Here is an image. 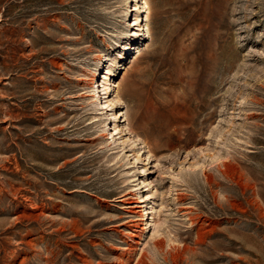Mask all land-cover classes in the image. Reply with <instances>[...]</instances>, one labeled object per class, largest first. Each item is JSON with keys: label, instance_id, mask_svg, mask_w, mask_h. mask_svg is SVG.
Returning <instances> with one entry per match:
<instances>
[{"label": "rangeland", "instance_id": "1", "mask_svg": "<svg viewBox=\"0 0 264 264\" xmlns=\"http://www.w3.org/2000/svg\"><path fill=\"white\" fill-rule=\"evenodd\" d=\"M3 26L0 264H264V0H0Z\"/></svg>", "mask_w": 264, "mask_h": 264}, {"label": "bare ground", "instance_id": "2", "mask_svg": "<svg viewBox=\"0 0 264 264\" xmlns=\"http://www.w3.org/2000/svg\"><path fill=\"white\" fill-rule=\"evenodd\" d=\"M2 19V18H1ZM17 19V18H16ZM5 24V23H4ZM21 24V23H19ZM3 30L0 32V78H3L4 77V74L8 73L9 71L12 70L11 67V64H10V61L13 60V57L15 56V53L16 51L18 50L19 46H20V43L19 42H16L15 40H12L11 36L15 33V31L12 29H9V28H6V26H3ZM19 28L21 26H18ZM24 28V27H23ZM21 29V28H20ZM25 60V59H24ZM17 65V64H15ZM17 67V66H16ZM21 70V68H20ZM23 74V73H22ZM20 76V75H18ZM14 75L10 82H4L2 84V88H5L6 90L9 89L10 86H13L15 84V82L19 81L21 79H19V77ZM9 77V76H8ZM7 78V76H6ZM26 78V77H25ZM22 81V80H20ZM23 82V81H22ZM17 86V85H16ZM6 92V91H5ZM7 93V92H6ZM14 95V93H12ZM13 95H11L12 97H14ZM11 96L8 97V94L7 95H0V121H5V120H12V110H11V107H9V103H5V101L8 99V98H11ZM19 97V96H18ZM199 105V102L196 103V106ZM12 106V105H10ZM14 110V109H13ZM193 116V115H192ZM191 116V117H192ZM20 117V116H19ZM195 117H196V114H195ZM194 116L191 118V123H194ZM209 117H211V113H209ZM208 117V118H209ZM198 118V117H197ZM207 117L204 118L203 121H205L206 119H208ZM198 121V120H197ZM199 122V121H198ZM190 123V124H191ZM197 124V123H196ZM189 128V127H188ZM9 149V145H3L2 144V141H0V152H5V151H8ZM0 168L2 169H6V164L8 163L9 161V157L7 156H4L2 158H0ZM15 173V172H14ZM244 185V184H243ZM247 186V185H246ZM245 188V187H244ZM244 190V189H243ZM126 197V196H125ZM130 210V209H129ZM131 212H135L133 209H131ZM137 212V211H136ZM21 217V216H19ZM132 217V216H131ZM130 219V218H129ZM127 219V220H129ZM190 219V218H189ZM125 220V221H127ZM129 221H132V222H128L130 225H136V219H130ZM118 230H122V229H118ZM128 232V231H127ZM231 243V242H230ZM70 246V245H69ZM87 256V255H86ZM44 258V257H43ZM105 258V257H104ZM107 259V258H106ZM81 260H83L86 264H91L89 262V259L88 258H81ZM93 260V259H92ZM145 261L143 260V258H139L137 262H135L134 264H145L144 263ZM84 263V264H85ZM121 263V262H120ZM128 263V262H127ZM47 264V263H46ZM94 264V263H93ZM98 264V263H97ZM99 264H103L102 261L99 262ZM110 264V262L108 263Z\"/></svg>", "mask_w": 264, "mask_h": 264}]
</instances>
